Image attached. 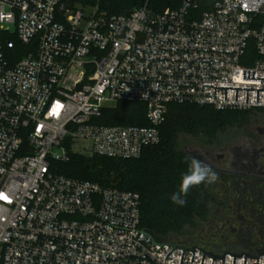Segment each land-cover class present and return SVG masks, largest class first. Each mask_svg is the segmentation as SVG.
I'll use <instances>...</instances> for the list:
<instances>
[{
    "label": "built area",
    "instance_id": "built-area-1",
    "mask_svg": "<svg viewBox=\"0 0 264 264\" xmlns=\"http://www.w3.org/2000/svg\"><path fill=\"white\" fill-rule=\"evenodd\" d=\"M177 2L160 14L145 5L108 16L96 6L85 17L62 0H0V264H181L184 250L164 244L213 253L143 231L137 193L52 170L71 154L141 157L160 143L170 105L264 109L263 91L259 103L249 91L246 104L245 90L237 101L227 90L225 101V89L214 99L203 86L264 90V81L243 80V72L264 79V0H213L199 17L198 0ZM119 102L143 104L150 126L99 123ZM134 231L164 246L158 252ZM230 254L213 253L234 264ZM203 256L195 249L192 264Z\"/></svg>",
    "mask_w": 264,
    "mask_h": 264
},
{
    "label": "trees",
    "instance_id": "trees-1",
    "mask_svg": "<svg viewBox=\"0 0 264 264\" xmlns=\"http://www.w3.org/2000/svg\"><path fill=\"white\" fill-rule=\"evenodd\" d=\"M80 9L98 7L108 16L129 15L147 6L154 14L177 7V0H62ZM198 0L191 11L195 17L211 8L213 0ZM264 23V14L257 17ZM25 54V53H24ZM264 109L250 111H217L208 106L170 105L165 122L160 126L161 141L146 148L137 159H111L100 156L71 154L69 161L55 162L52 170L65 177L98 183L103 187L137 193L140 196L141 228L159 240L185 234L186 228L196 229L207 215L204 185L190 189L185 206L170 199L179 190L188 162L183 147L194 142L217 140L232 135L260 118ZM99 123L109 126H150L146 108L140 103L119 102L103 110Z\"/></svg>",
    "mask_w": 264,
    "mask_h": 264
},
{
    "label": "flooded vegetation",
    "instance_id": "flooded-vegetation-1",
    "mask_svg": "<svg viewBox=\"0 0 264 264\" xmlns=\"http://www.w3.org/2000/svg\"><path fill=\"white\" fill-rule=\"evenodd\" d=\"M217 174L205 183L207 215L193 236L210 252L264 255V121L183 147ZM195 230V229H194Z\"/></svg>",
    "mask_w": 264,
    "mask_h": 264
},
{
    "label": "clouds",
    "instance_id": "clouds-1",
    "mask_svg": "<svg viewBox=\"0 0 264 264\" xmlns=\"http://www.w3.org/2000/svg\"><path fill=\"white\" fill-rule=\"evenodd\" d=\"M217 178L211 166L192 157L188 162L187 170L182 174L179 190L172 193L170 199L178 206H185L190 189L201 184L214 183Z\"/></svg>",
    "mask_w": 264,
    "mask_h": 264
},
{
    "label": "water",
    "instance_id": "water-1",
    "mask_svg": "<svg viewBox=\"0 0 264 264\" xmlns=\"http://www.w3.org/2000/svg\"><path fill=\"white\" fill-rule=\"evenodd\" d=\"M186 1H187V2H193V1H195V0H192V1H188V0H186ZM214 1H219V0H214ZM259 1H260V0H259ZM243 80H249V81H264V79H255V72H243ZM203 86H204V87H211V88H214V99H216L217 89H225V101H227V90H236V100H235V101H237V99H238V90H245V91H247V95H246V104H248V94H249V91H257V103H259V92H260V91H263V92H264V90H258V89L221 88V87H213V85H203ZM115 227H116V226H115ZM118 228H120V227H118ZM121 229H124V228H121ZM125 230H128V229H125ZM128 231H132V230H128ZM143 231H144V230H143ZM143 231H142V232L134 231V232L141 233V234H143V235L148 236L149 238H151V236H149L148 234L144 233ZM151 240L153 241V245L161 246L160 249L158 250V252L162 249V247H163L164 245L174 248V249L171 251V253H172L174 250H184V252L187 251V250H189V251L194 252V254H195V249H198L199 251H201L202 253H204L202 264H203V262H204L205 255H207V256H209V257H211V258L213 259V263H212V264H214V260H215V258L223 259V264H225V257H226V255H224L223 258H220V257H215V256L213 255V253L206 254L204 250H202V249H200V248H198V247H193L192 249H185L184 247H177V248H175V247H173V246H171V245H167V244H164V245L156 244L152 238H151ZM158 252H157V253H158ZM184 252H183V257H184ZM171 253H170V254H171ZM170 254H169V255H170ZM194 254H193V258H192V262H191V264L193 263ZM226 254H230V253H226ZM169 255H168V256H169ZM230 255H231V254H230ZM168 256L166 257V259L172 261V259H171V258H168ZM231 256L234 257V264H235V260H236V258H242V257H243V255H242L241 257H240V256H237V255H231ZM262 256H264V255H262ZM262 256H255V257H257V258H252L251 256H245V263H244V264H246V259H253V260L257 259V260H258V264H259V257H262ZM183 257H182V261H183ZM182 261H181V264H182Z\"/></svg>",
    "mask_w": 264,
    "mask_h": 264
},
{
    "label": "rangeland",
    "instance_id": "rangeland-1",
    "mask_svg": "<svg viewBox=\"0 0 264 264\" xmlns=\"http://www.w3.org/2000/svg\"><path fill=\"white\" fill-rule=\"evenodd\" d=\"M208 4H209V1L208 0H205ZM81 10H83L84 14H85V17H89L92 12H93V8L92 7H88V6H82L80 8ZM80 28H84V22L80 25ZM260 121H264V118L260 116ZM202 224L199 222L196 229H191V228H186L185 229V234L184 235H181V236H172L171 238H168L166 240L168 241H173V240H177V241H180V242H187V243H196L198 242L197 239L195 238V236H193V231H197L198 230V227H200Z\"/></svg>",
    "mask_w": 264,
    "mask_h": 264
}]
</instances>
